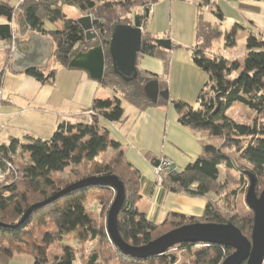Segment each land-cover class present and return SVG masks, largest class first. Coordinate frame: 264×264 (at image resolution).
Wrapping results in <instances>:
<instances>
[{"label":"trees","instance_id":"obj_1","mask_svg":"<svg viewBox=\"0 0 264 264\" xmlns=\"http://www.w3.org/2000/svg\"><path fill=\"white\" fill-rule=\"evenodd\" d=\"M156 1L22 0L14 7L10 0H0V16L10 21L19 11L31 30L53 37L55 58L61 67H68L79 49L101 45L105 65L99 84L112 91L110 97H94L79 119L60 121L48 139L29 135L23 141L11 138L9 143L0 145V173L4 174L0 180V264H10L19 254L29 255L33 264H221L232 252L226 245L196 242L179 243L164 253L143 258L120 251L112 243L104 219L99 221L87 207L88 200L94 196L89 197L94 194L103 210L113 200L115 190L104 184L90 183L70 189L23 216L32 204L46 201L64 187L90 176L115 174L123 182L125 197L117 215V229L131 246L146 244L166 231L194 222H231L243 234H251L253 213L242 202V195L248 187V172L255 176L256 194L264 187V31L254 28L251 22L233 23L223 30L220 25L205 20L200 10L195 29L197 43L191 49V61L207 74V82L198 93L196 105L160 96L156 102H151L143 93V85L160 76L140 69L135 81L124 82L112 70L108 45L116 24L139 26L142 42L136 65L143 55L156 57L162 60L164 74H167L169 49L155 43L145 31L149 8ZM201 1L210 3V12L218 23L224 20L216 4ZM65 5L99 20L93 26L97 33L95 38L85 39L77 20L64 13ZM136 6H140V10L134 12ZM57 22L59 26H46ZM239 30L248 33L241 61L208 54L213 40L219 37L223 38L225 47L234 46ZM0 39L7 43L4 49L8 58L12 41L10 24L0 25ZM55 71L52 68L44 73L38 67H28L24 73L51 83ZM3 72H0V83ZM160 87L167 88V84L160 82ZM122 100L139 110L170 102L181 125L196 133L220 138L217 144L204 142L200 154L184 167L171 168L161 174L160 185L165 190L204 200L200 215L169 211L162 222L156 223L137 208L141 173L101 124V120H122ZM235 103L256 113L251 123H240L228 116L227 110ZM261 116L263 120L257 119ZM107 148H112L113 153L103 159L101 154ZM219 166L223 180H219ZM69 236L75 245L91 248L81 253L62 243L61 253L50 252L53 243Z\"/></svg>","mask_w":264,"mask_h":264},{"label":"crops","instance_id":"obj_2","mask_svg":"<svg viewBox=\"0 0 264 264\" xmlns=\"http://www.w3.org/2000/svg\"><path fill=\"white\" fill-rule=\"evenodd\" d=\"M21 1L10 0V3L16 7ZM210 2L216 4L224 14V20L220 23L214 16L209 17L212 15L210 3L203 4L201 0H157L153 3L149 8L145 31L153 38L170 39L168 72L164 74L162 60L149 55L140 57L136 65L138 70L160 76L157 79L159 89H167L168 97L190 105H196L198 93L207 82V74L191 61V49L197 43L195 29L198 12L204 10L203 16L208 12L205 20L220 25L223 30L233 23L246 25L251 22L254 28L264 31V0ZM20 17L23 16L19 11L10 21L0 16V25L10 24L12 28L8 58L4 49L7 43L0 39L1 43H5L0 46V72L4 70L0 83V145L9 143L11 138L23 141L29 135L48 139L60 121H75L85 114L98 94L112 95L110 89L100 86L99 81L92 79L86 71L61 67L55 58L56 43L51 35L37 33L29 26L20 35ZM59 25L60 22L46 24L48 28ZM239 33L245 42L247 30H239L237 36ZM218 39L220 42H215L218 51L210 50L213 40L207 50L209 55L216 53L229 59H243L245 51L235 55L232 49L236 44L225 47L223 38ZM28 67H38L44 73L55 68L53 81L41 82L27 75L24 71ZM160 82L166 83L167 88H161ZM101 124L120 143L128 161L141 173L140 198L136 206L147 218L160 223L169 211L189 215L202 213L204 200L162 188L152 164L153 159L164 158L170 161L172 168L180 169L196 158L202 144L210 140L206 134L196 133L181 125L170 102L143 110L132 105L127 114L124 111L122 120H101ZM10 264H33V259L29 255L19 254L12 258Z\"/></svg>","mask_w":264,"mask_h":264},{"label":"water","instance_id":"obj_3","mask_svg":"<svg viewBox=\"0 0 264 264\" xmlns=\"http://www.w3.org/2000/svg\"><path fill=\"white\" fill-rule=\"evenodd\" d=\"M84 31L85 39L91 40L97 36L93 26L99 22L92 15L81 16L77 19ZM20 35H23L28 24L23 17L18 20ZM142 42V28L130 23H118L113 27L108 52L111 58L112 70L121 77L124 82L135 81L138 76L136 67L137 52ZM154 42L165 49H170L168 38H154ZM0 42V46H4ZM104 52L101 45H94L86 50H79L68 62L69 68H79L86 71L89 76L100 81L104 73ZM143 93L148 100L156 102L158 96L168 98V90H160L157 79H150L143 85ZM159 159L153 160L154 167L159 165ZM249 184L244 195V202L253 213V224L250 238L241 230L228 223L194 222L183 224L150 240L140 246L127 244L120 236L117 229V215L125 197L123 182L115 175L90 176L72 185L64 187L58 193L46 201L32 204L25 210L23 216L40 205L49 202L59 194L70 189L78 188L86 184H104L115 190V195L106 215V229L112 243L122 252L138 258L148 257L164 253L168 248L183 242L220 244L231 247L232 252L227 255L221 264H263L264 262V187L259 194L255 192V176L248 172ZM6 226V225H5Z\"/></svg>","mask_w":264,"mask_h":264},{"label":"rangeland","instance_id":"obj_4","mask_svg":"<svg viewBox=\"0 0 264 264\" xmlns=\"http://www.w3.org/2000/svg\"><path fill=\"white\" fill-rule=\"evenodd\" d=\"M202 3H203V1H202ZM133 9H134V12L135 11H138V10H140V6H136ZM63 10H64V13L66 14L67 17L73 18V19H76V20L79 17H81V16L91 15L89 13L80 12L79 10H77L76 8H74L73 6H69V5H65L63 7ZM202 12H204V10ZM204 15L208 17V12H205ZM213 16H214L213 14L212 15H209V17H212V18H213ZM183 26H185V25L183 24ZM240 34L241 33H239V35L237 36V42H236V45L234 46V49H232L235 55H238V54L242 53L243 51H245V42H244V39L241 38V35ZM216 39L213 42V45H212V47L210 49L211 51H218V46L216 45L215 42H220V39H218V40H216ZM214 55H218V54L215 53ZM98 97L107 98V97H110V96L107 95V94H105V93H102V94H98ZM131 106L132 105L130 103H128L127 101L122 100V107H123V109L125 111V114H127V111H128V109ZM227 114L232 119H234L235 121L240 122V123H251L254 120L255 116H256V113L253 110H250L249 108H247L246 106H244V105H242L240 103H235L234 105H232L227 110ZM257 119H262V116L261 117H257ZM206 136H208V135H206ZM208 138L210 140H208L206 142H209V143L211 142V143L217 144L220 141V138H218V137L208 136ZM112 153H113L112 148H107V150H105L103 152V154H101V157L103 159H107L109 156L112 155ZM219 168H220V172H221L222 167L219 166ZM3 177H4V174L3 173H0V180H2ZM219 180H223V172L220 173ZM248 184H249V182H248ZM262 189L263 188L259 189L258 194L261 192ZM92 196H94V197H92ZM89 198H91V199L88 200V202H87L88 209L92 212V214L94 216L97 217V219L99 221L104 219L103 221L106 222V215H107L106 214L107 213L106 210H108V208H109V206H110V204L112 203L113 200L111 202H109V205L107 204L106 209L103 210V209L100 208V205H99V202H98V199H97L98 197H96L95 194L94 195H91ZM242 198H244V194L242 195ZM242 202H244V200H242ZM243 207H245L244 204H243ZM250 235L251 234H248L247 233V235H245V236H247L248 238H250ZM62 243L71 245L73 247V250L74 251H77V252L79 251L81 253L82 252L85 253V252H87V249L89 250L91 248V247L88 248V245H80V246L79 245H75V242H74L73 238L71 236H69V237L66 238V240L53 243L50 246V252L61 253V245H62ZM183 260H184V258H182V261Z\"/></svg>","mask_w":264,"mask_h":264},{"label":"built area","instance_id":"obj_5","mask_svg":"<svg viewBox=\"0 0 264 264\" xmlns=\"http://www.w3.org/2000/svg\"><path fill=\"white\" fill-rule=\"evenodd\" d=\"M0 103H1V98H0ZM159 165L155 167V173L157 175V180L161 182V174L162 172H168L172 166L169 160L160 158L159 159Z\"/></svg>","mask_w":264,"mask_h":264}]
</instances>
